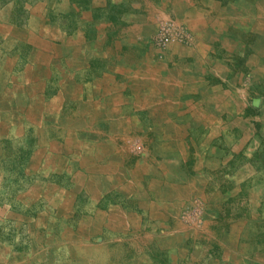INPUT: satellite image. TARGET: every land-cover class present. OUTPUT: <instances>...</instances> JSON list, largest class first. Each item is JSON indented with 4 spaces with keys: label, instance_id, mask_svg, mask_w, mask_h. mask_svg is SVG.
<instances>
[{
    "label": "rangeland",
    "instance_id": "374dc122",
    "mask_svg": "<svg viewBox=\"0 0 264 264\" xmlns=\"http://www.w3.org/2000/svg\"><path fill=\"white\" fill-rule=\"evenodd\" d=\"M212 1L167 0L165 19L174 23L182 5L206 15L234 0ZM242 3L227 7L242 8L249 27L244 44L230 26L224 36L228 84L218 91L227 105L213 104L225 106L213 111V130H197L210 152L182 158L167 135L176 130L151 114L144 123L145 108L146 129L121 133L97 106L127 105L150 78L140 69L164 65L160 77L175 63L151 48L141 0H0V264H264V72L245 90L232 78L237 69L252 77L246 55L264 46V29L245 16L264 17V0ZM199 34L170 43L198 47ZM192 167L206 183H185Z\"/></svg>",
    "mask_w": 264,
    "mask_h": 264
},
{
    "label": "crops",
    "instance_id": "0c3cea01",
    "mask_svg": "<svg viewBox=\"0 0 264 264\" xmlns=\"http://www.w3.org/2000/svg\"><path fill=\"white\" fill-rule=\"evenodd\" d=\"M251 1L258 8L260 6L262 7V5L259 3V0ZM141 2L143 5L140 9L141 12L139 13L141 16H143V20H141V22L151 24L150 28H152V26L154 27L147 36L151 48L158 56L163 54V56L165 55V57L168 56L173 58L175 63L172 67H167V73L160 77L157 74L161 73L159 71L165 69L164 65L162 66V68L160 67L161 69L152 70L151 73V68L140 69L139 73H137L138 78H142L144 76L146 79V77H150L149 80H143V82L145 81L146 83H144L142 86L140 85L144 92H142L141 95L137 92L136 96H131L135 99L129 100L127 102V105L114 108L112 107V109L106 105L104 107L107 108H103L104 104L102 105V103L100 104V102L97 101V106L99 110H101L100 114L110 115L113 119V123L115 120L119 121V123H114L117 126L115 125L114 127L113 124V129H117L122 133L126 132V130H131L132 127H135L137 129H146L144 124L142 126L138 125V119H140L138 109L145 108V118L142 117L143 115L140 116L144 120V123H146V119H151L149 116V114H151V116H153V118L157 120L158 127L160 126L168 129L173 126V130H176L173 133L174 136L173 134H171L170 130L167 131V135H171V139L174 140V143L176 145L178 143V147L174 146V149H179V154L182 158L185 153L192 154V152L196 149L203 152L207 151L208 153L210 152V150H208L207 147V138H204L205 136H207V133H198L197 130H213V126L211 123L213 111L217 110V112H222L227 105L224 100L222 101L223 95L218 91L220 89L224 91L223 85L228 84L226 77V73L228 70L226 60L229 59L228 43L230 44L231 41L229 42L228 37L224 36L226 35L227 30L229 28H232V34L239 33L242 35L241 37H239V39L242 40L241 42L243 43L246 41L245 34H247L248 32H246L245 30L249 27L247 24L245 25V22L243 21L244 18H242L241 14L239 13L241 12L243 7H247L245 6L247 4H243L242 0L227 2L223 6H218L216 5L217 3H215L214 8H212L211 4L210 6L212 9L209 11V14L206 15L204 12V7L201 4H204V2L205 4L206 2H213L212 0H200V2L202 3L198 5L199 14L196 13V11H194V13H185L187 9H190L188 8V6L192 5L193 3L182 5L181 7H175L183 11V13H181L178 9V13L180 15H175V24L184 27L188 33L190 32V35H192V37L195 36V32L199 33L201 31L204 34H199L198 47H193V45L183 46L181 44H171L169 42L166 45L164 52L163 50H159V48L155 45L153 38L159 27V22L169 16V14L165 11V7L168 5V2L167 0H141ZM194 2L197 3V1ZM229 5L234 7L241 6L242 8L239 9L240 12L236 10V12L231 11L229 13L227 9ZM234 7H232L233 10ZM194 14L196 16H193ZM245 17L248 21H251V23L258 26L256 28L254 27L256 31L259 32L262 28L264 29V17L262 16L261 9L256 10L252 14V16ZM199 23L202 24L198 26ZM227 27L229 28L227 29ZM6 30H10L7 33L16 31L15 28H13V25L8 24ZM26 31V29H23L20 34L24 35V32ZM4 34H6V32ZM211 39L215 41V43L211 41ZM251 40L248 42L250 43ZM232 44L234 43L232 42ZM261 45V41H259L257 44H254L250 53L246 55L247 65H244L247 70L250 71V75H252L251 79H248L249 82L245 79L242 70L237 69V72L233 73L232 75L233 80L237 81L236 86H239L241 90H245L249 86L250 87L248 89L253 87L251 86L252 83L255 84V82L259 79V74L264 72V46L261 48ZM145 71H147L146 74ZM152 80L154 81V83H152ZM138 81L141 82V80ZM249 83H251V85H249ZM255 86L256 85H254V87ZM153 89L157 91L156 94L153 93ZM213 104H223L225 106L224 108H219V106H217L216 109L214 108ZM221 108H223V110L219 111V109ZM155 114L156 116H154ZM152 123H154L153 120ZM118 124H120V127L118 126ZM197 135L199 136L198 141H196ZM189 145H191V150L192 147H194L192 151L189 150ZM207 153H203V155L206 156ZM208 159L211 160L209 156L206 159L205 157H203L199 161L197 160L196 163L199 164H197L196 167L200 168V165H202L203 163H209ZM100 164H107V167H110V169L112 168L111 162L103 163L102 161L100 162ZM144 169L148 172V174L154 173L156 166L151 163L150 158L147 159ZM195 170L197 169H194V167L187 170V175L189 176L188 179H186L187 176L184 177V175L186 174L184 171L183 177L184 179H186L185 183L194 181L198 184L206 183L207 179L204 180V178L202 177H205L208 174L202 173V171H200L201 174H196L198 172H195ZM195 175L196 177H194ZM208 194L209 193H206L204 195L205 199L209 198ZM212 204V201H208L209 207H211ZM217 204L218 206L215 209L220 208V203ZM220 219L222 221L224 218H222L221 216ZM237 222L238 220H236L234 223ZM222 225L223 224H221V226ZM231 234H233V231H231ZM223 235V238H225V240L227 241L230 239L232 240V242H234L238 239L235 237H228V234H225L224 231ZM242 241L245 242L242 245L244 246V251H242V253H250V251L246 250V247L250 245L249 243L251 242V239ZM246 241L248 242V244L246 243ZM227 244L229 243L227 242L226 244H224L221 240L220 248H228L226 246ZM257 255L261 258L264 257L263 252H258ZM220 264L227 263L225 261H222Z\"/></svg>",
    "mask_w": 264,
    "mask_h": 264
},
{
    "label": "built area",
    "instance_id": "2783aa9c",
    "mask_svg": "<svg viewBox=\"0 0 264 264\" xmlns=\"http://www.w3.org/2000/svg\"><path fill=\"white\" fill-rule=\"evenodd\" d=\"M186 34L187 30L184 27L164 19L159 24L153 40L159 50H162L170 41L186 38Z\"/></svg>",
    "mask_w": 264,
    "mask_h": 264
}]
</instances>
